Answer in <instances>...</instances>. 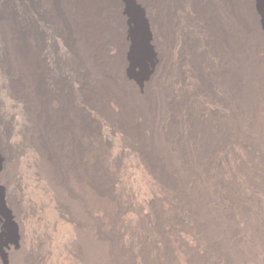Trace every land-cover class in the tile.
<instances>
[{"label":"bare ground","instance_id":"bare-ground-1","mask_svg":"<svg viewBox=\"0 0 264 264\" xmlns=\"http://www.w3.org/2000/svg\"><path fill=\"white\" fill-rule=\"evenodd\" d=\"M0 264H264V0H0Z\"/></svg>","mask_w":264,"mask_h":264},{"label":"rangeland","instance_id":"rangeland-1","mask_svg":"<svg viewBox=\"0 0 264 264\" xmlns=\"http://www.w3.org/2000/svg\"><path fill=\"white\" fill-rule=\"evenodd\" d=\"M8 236H9V230L6 227L1 226L0 227V240L4 241L6 238H8Z\"/></svg>","mask_w":264,"mask_h":264}]
</instances>
